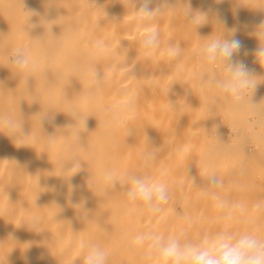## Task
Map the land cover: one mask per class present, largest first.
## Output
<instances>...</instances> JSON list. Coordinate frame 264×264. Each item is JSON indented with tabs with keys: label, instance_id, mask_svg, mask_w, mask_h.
<instances>
[{
	"label": "bare ground",
	"instance_id": "bare-ground-1",
	"mask_svg": "<svg viewBox=\"0 0 264 264\" xmlns=\"http://www.w3.org/2000/svg\"><path fill=\"white\" fill-rule=\"evenodd\" d=\"M187 6L211 13L196 31L177 17L186 16ZM245 7L255 14L239 18ZM149 8H162L150 22L137 20L129 0H0V112L22 118L24 134L31 133L17 147L13 133L0 127V264H82L81 242L98 243L109 264H162L130 247V238L151 230L195 239L224 228L215 201L197 188L211 172L224 181L216 191L242 202L248 218L264 225V213L252 207L264 199V83L251 96L256 106L246 96L234 107L199 83L210 66L196 55L215 39L209 33L218 24L226 39L235 28L242 43L235 60L264 76L252 35L264 21V0H152ZM41 19L53 22L50 33ZM156 30L157 46L143 49L144 36ZM98 40L109 54L90 61L85 50ZM169 42L183 49L178 59L167 56ZM18 49L30 57L24 68L11 64ZM96 69L98 79L104 73L99 84ZM133 95L134 111H109ZM45 115L50 119L40 126ZM157 147L159 158L145 167L142 153ZM71 158L80 160V170L62 174V161ZM71 167L72 161L64 165L65 171ZM108 169L165 183L171 198L163 212L138 211L119 185L109 192ZM254 227L233 222L230 230ZM258 234L264 238V228Z\"/></svg>",
	"mask_w": 264,
	"mask_h": 264
},
{
	"label": "clouds",
	"instance_id": "clouds-1",
	"mask_svg": "<svg viewBox=\"0 0 264 264\" xmlns=\"http://www.w3.org/2000/svg\"><path fill=\"white\" fill-rule=\"evenodd\" d=\"M129 2L138 13L137 20L139 21H153L156 15L162 11V8H149L152 0H129ZM29 17L27 23L22 27L23 31H25V26L28 25ZM185 18L195 31L199 26L208 22L207 13L193 10L189 6H187ZM52 23L43 19L40 21L43 27L45 25L48 26L47 31L49 33ZM31 27H35V25H31ZM236 31L235 28L228 30L230 38L226 39L224 38V29L223 33L217 38L210 40L198 48L196 55L210 66L207 71L199 73V83L202 86L214 89L225 101L234 107H239L245 103L246 96L247 103L253 105L250 102L251 96L257 85L264 83V76L254 75L242 61L235 60V57L240 53L242 48L241 41L235 38ZM252 35L258 41V47L254 52L255 59L264 67V21H261L256 26ZM159 38L160 34L158 30L151 31L142 39L141 47L145 50H152L159 43ZM182 51L183 49L179 43L169 42L166 54L171 59H178ZM108 54V45L99 40L95 43L93 49L85 50V55L90 61L98 56H107ZM29 63L30 57L25 49H18L11 59V64L17 68H24ZM218 65L219 68L223 69V74L218 70ZM29 78H25L24 87H26ZM103 79L104 73L103 78H97L96 69L94 72L95 82L99 84ZM248 93H251V95H248ZM121 95L126 96L127 92H122ZM210 100L209 111H212L217 96L213 95L210 97ZM135 106L136 101L133 95L126 102L114 105L109 111L117 113L132 112L135 110ZM170 106L173 107L172 105ZM73 111L76 112V117L79 118V111L76 106H73ZM262 113H264V110H262ZM45 119L50 118L48 115L43 116L39 121L40 126L41 122ZM0 127L6 128L13 133L11 137L14 138L17 147L24 145L18 143L19 141L31 135V133L24 134L22 118H13L7 113L0 112ZM80 133L76 134L78 143ZM131 134L132 129H129V135ZM49 137L53 142L55 141L54 136ZM218 143L226 145L219 140ZM158 158L159 147L149 148L148 151L142 153L145 167H151L153 162ZM67 161H72V167L65 171L64 165ZM77 168L80 170L79 159L71 158L62 161V174ZM77 172H73L72 175ZM103 178L104 182L108 185L109 192H114L117 185H119L130 204L136 205L138 211H147L152 216H159L163 212L162 206L166 205L171 198V192L166 184L153 180L147 174L140 175L134 172H123L117 175L113 170L108 169L105 170ZM204 180L206 183L197 188L200 189L201 196L209 197L215 201L214 207L220 213L217 219L224 222V228L214 234H205L202 237L197 236L195 239H189L183 231L169 236L151 230L144 231L130 238V247L140 250L144 258L158 259L162 264H264V238L258 234L264 228V225H260L256 220L248 218V209L242 202L223 197L216 191V189L224 187L222 178L211 172ZM90 181L91 177L88 181L89 188L91 187ZM191 181L193 183V180ZM233 187L236 190H242V185L234 184ZM75 207L79 208L80 205H75ZM252 207L257 213H264V199H258ZM233 222H248L254 224L255 227L250 231L238 233L230 230ZM80 249L81 255L79 258H82V264H109L108 252L98 243L81 242Z\"/></svg>",
	"mask_w": 264,
	"mask_h": 264
},
{
	"label": "rangeland",
	"instance_id": "rangeland-1",
	"mask_svg": "<svg viewBox=\"0 0 264 264\" xmlns=\"http://www.w3.org/2000/svg\"><path fill=\"white\" fill-rule=\"evenodd\" d=\"M187 9V8H186ZM184 12V11H183ZM180 13L179 15H177V17H179V18H184L185 19V13ZM210 12V11H209ZM208 12V17L211 15V13H209ZM252 14H255L254 12H253V8L252 7H245V9L243 10V11H241L240 13H239V18H242V17H249V16H251ZM228 18V15H223V16H221V19L222 20H224V19H227ZM221 33H223V30L221 29V26L220 25H218V26H216V27H214V29H212L211 30V32L209 33L210 35H212L213 37H215V38H217ZM207 34L205 33V36H206ZM224 35H226V32H224ZM206 208H208V207H206ZM213 223V222H212Z\"/></svg>",
	"mask_w": 264,
	"mask_h": 264
}]
</instances>
